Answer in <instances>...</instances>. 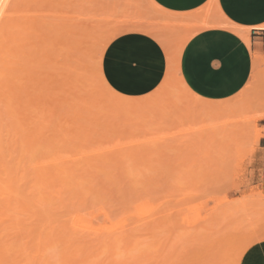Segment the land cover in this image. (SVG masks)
Returning a JSON list of instances; mask_svg holds the SVG:
<instances>
[{
	"label": "rangeland",
	"instance_id": "374dc122",
	"mask_svg": "<svg viewBox=\"0 0 264 264\" xmlns=\"http://www.w3.org/2000/svg\"><path fill=\"white\" fill-rule=\"evenodd\" d=\"M16 1L8 28L14 23V28L18 29L7 28V38L5 35L0 43V55L2 52L9 56L12 52H7V44H4L8 41L9 45L14 44L10 39L16 36L10 31L14 33L26 23L27 28L22 29L28 33L27 29L36 23L38 27H44L40 28V35L47 33L43 40L49 38L47 43L43 41L44 45L41 41L40 50L48 48L52 55L56 52L55 56L50 55L53 71L69 78L61 81L64 86L57 87L58 82L49 85L50 89L54 84L56 89L61 86L60 92L56 90L59 95L52 96L58 101L54 103L61 106L58 105L55 115L47 105L40 106L42 103L38 107L31 105L32 113L30 107L29 111L24 109L26 100L28 102L34 94L37 96L42 92L36 91L38 87L34 81L28 83L26 80L27 88L23 80H20L21 85L17 80L15 95L21 96L18 99L12 97L18 100L16 103L13 99L18 105L16 109L13 107L17 105L13 106L9 101L12 98H6V101L4 95H0V102L4 100L0 103V259L11 252L19 256L17 262L7 260L2 264H46L45 261L47 264H69L61 257L68 249L56 240L61 235L72 239L70 250L82 248L83 255H88L85 264H111L112 261L113 264H240L244 252L252 244L264 240V56L260 57V63L252 71L243 91L228 99L235 111L222 117L204 116L197 107L205 99L186 93L173 81L175 47L166 57L167 71L161 87L149 95L125 97L107 83L102 60L108 44L121 34L141 32L153 24L151 20L139 19V9L148 7L144 0H134V6L124 5L120 0H36V4L35 0ZM70 30L76 35L69 33ZM19 34L21 32L16 35ZM69 35L74 36L69 38ZM73 38L79 43L75 44ZM14 46L12 50L16 49ZM26 46L21 50L32 52V47L27 49ZM20 55L16 57H22ZM1 56L0 61H8L9 57ZM63 57H66L64 62ZM71 57L75 62L70 60ZM20 59H16L18 63L28 60ZM16 60L14 63L0 62V67L7 71V66L11 68L8 63L15 66ZM70 63L75 67L71 69L81 67L74 71L75 76L71 75L73 70L65 67ZM2 69L0 72H5ZM40 69L46 72L52 68L38 65L36 71L41 72ZM39 72L35 74L40 78L43 72ZM55 74V79L60 76ZM93 74H99V78L95 80ZM72 78H76V82ZM47 79L46 85L51 83L50 77ZM67 81L73 83L69 85ZM81 81H85L84 84ZM30 83L35 84L33 88L29 87ZM64 87L67 90H61ZM162 89H168L163 93L165 96L159 95ZM24 90L34 94L31 92L26 96L29 91L25 93ZM43 93L49 94L48 90ZM69 104L72 110L76 109L69 110ZM19 110L23 112L20 114ZM24 116L32 123L27 119V124L20 129L23 121L18 117L24 119ZM44 116L48 118H45L46 122ZM53 119L57 121L53 122ZM49 120L52 124L47 122ZM24 126H28L26 130ZM39 132H42V135L38 134L40 137L36 135ZM24 134L33 141L30 144L33 147L25 145ZM72 135L79 138L70 140ZM45 137L51 140L45 142ZM137 141L147 143L143 144L141 152L145 155L144 162L138 164L130 156L132 150H136L131 144ZM118 144L128 146L113 151ZM101 149L105 155L96 157L100 158L98 160L90 157L76 164L69 161L63 165L62 173L54 170V177H60L58 180L50 175L41 177L42 169L35 167V164L51 161L56 156H81L85 151ZM147 159L150 160L149 167ZM93 163L101 166L102 171L96 172L91 166ZM54 179L55 185L51 183ZM3 189L10 192L11 197L2 194ZM87 189L91 192L87 193ZM62 200H66L65 204ZM140 205H145L144 214L150 212V206L154 208L147 219L141 218L137 208ZM76 216L82 217L83 225L102 229L103 233L85 234L75 228L72 222ZM41 239L46 243L40 253L36 244ZM112 245L115 246L113 254V250H109Z\"/></svg>",
	"mask_w": 264,
	"mask_h": 264
},
{
	"label": "bare ground",
	"instance_id": "6f19581e",
	"mask_svg": "<svg viewBox=\"0 0 264 264\" xmlns=\"http://www.w3.org/2000/svg\"><path fill=\"white\" fill-rule=\"evenodd\" d=\"M31 1V0H30ZM33 1V0H32ZM42 0H40V2H41ZM133 1L134 0H120V3H122V4H124V5H132V6H134V4H133ZM145 1V3H146V5L148 6L147 8H143V9H139V14H140V18L139 19H148V20H151L152 22H153V24H151V25H149V26H146V28H144L143 29V31H141V33H144V34H146V36L148 35V36H150L151 38H153V39H155L156 41H157V43H159L160 45H161V47H162V49H163V51H164V53H165V55H166V57L169 55L168 54V52L173 48V47H175L176 48V51H175V58H174V65H173V81L174 82H176V84H178L186 93H188V94H191V95H194V96H196L186 85H185V83L183 82V80H182V78L179 76V68H180V66H179V63H180V57H181V54H182V51H183V49H184V47H185V45L188 43V41L193 37V36H195L197 33H199L200 31H203V30H206V29H212V28H225V29H228V30H231L232 32H234L235 34H237L242 40H244V42L248 45V47H251V41H250V36H249V33H250V28H245V27H242V26H239V25H237V24H234V23H232L230 20H228L227 19V17L224 15V13L220 10V8H219V6H218V4H217V0H211L207 5H205L204 7H202V8H200V9H198V10H195V11H193V12H189V13H174V12H169V11H167V10H164L163 8H161L160 6H158L153 0H144ZM14 2L16 3L17 1L16 0H0V43L2 42V40H3V37L6 35V33L5 32H7L6 30H8V29H13V30H16V29H18V28H14V27H16L15 25H14V23H12L13 24V26H11V28H8V23L10 22L9 20L12 18V13H14L13 11H14V9L15 8H13L14 7ZM33 2H35V4H36V0L35 1H33ZM38 3H39V1H37ZM40 4V3H39ZM42 4V3H41ZM141 5H142V3H141ZM40 6V5H39ZM132 6L130 7V8H132ZM37 7V6H36ZM141 7V6H140ZM30 9V8H29ZM37 9H39V8H37ZM36 9V11H38ZM133 9V8H132ZM32 10V9H31ZM30 10V11H31ZM33 11V10H32ZM35 11V10H34ZM28 12V11H27ZM41 12V11H40ZM35 15V14H34ZM38 15H39V13H38ZM35 17V16H34ZM32 20H33V18H31ZM42 20H43V18H41ZM34 21V23H35V20H33ZM32 21V22H33ZM25 22V21H24ZM23 22V23H24ZM21 23V22H20ZM22 23V24H23ZM29 23H30V21H29ZM38 23V22H37ZM45 23V22H44ZM21 24V25H22ZM26 24V23H25ZM24 24V25H25ZM31 24V23H30ZM36 24V23H35ZM33 25V27H31L32 28V30H31V28H28L27 30H28V33H26V31H25V29H22V28H24L25 26L23 25V26H21L20 27V25H18V27H20V29L19 30H17V31H14V33H13V31H10V32H12V34H14L13 36L15 37L14 39L11 37V39H10V43H13L14 42V44H12V45H9V41H8V43L6 42V43H4V44H7V45H5L6 46V51L8 52V51H12V52H10L11 54H13V58H10V55L8 56V54L7 53H4V54H7V56L5 55L4 56V54H2V52H1V55H3V58H8L9 57V59H7L8 61H6V60H4L3 62H2V60L0 61L1 62V64L2 63H4L5 61L6 62H10V61H12V63H14L13 61L14 60H19L20 58V60H22V59H25V58H28V60L26 61V62H24V60H22L21 61V63H18V61L16 60V62L19 64V65H17L16 64V62H15V66H14V64L12 65L11 63H8L10 66H11V68H8V66H7V71H6V68H4V70L0 67V69H2V71H5V72H0V76L3 78V81L4 82H2V85H1V81H0V93H2V94H0L1 95V97H2V95H4V97H5V100H6V98L9 100V98L11 99L13 96H15L16 98L19 96H21L20 94H18V96L17 95H15V93H16V90H15V88L17 87L16 85H17V80H19L18 82L20 83V84H18V85H21V83H22V81L20 82V80H23V83L25 82L26 83V80L28 81V83L31 81V83H32V81H34L33 83H36V85L35 84H32V85H35L36 87H38L37 89H36V91L37 90H40V92L42 93H38L37 94V96H35L36 94H34L33 93V91H29V90H26V91H29L28 93H26V91H25V93H26V96H28V95H30L31 94V92L34 94H32L33 95V97L31 98V96H30V101L28 100V102H27V100H26V102H25V104H23V102H22V104H23V106L25 107L24 109H26L27 108V110H28V107H30L31 105L33 106H35V107H38V105H40L41 103V105L40 106H42V105H47L48 106V110L53 114V115H55L56 114V112H57V108H58V105L56 104V103H54V101L55 102H58L57 100H53L54 98H55V96L52 98V96L55 94L56 96H57V94L59 95V93H57V91L59 90V88L61 87H59L58 89H56V86L58 87V85H61L62 84V86H64V84L61 82L62 80H64V81H66V79L67 78H69V77H64V74H62L61 72H58V71H53V65H54V63H53V58L51 59L50 58V55H52V52H51V50H49L48 51V48H47V50L46 51H44V48H42L41 50H40V48H39V45L41 46L42 44L44 45L45 43H43V41L45 40L46 41V43H47V40H49V38L48 39H45L44 38V40H43V36H45L47 33L46 32H44L45 33V35H40L41 33H42V30H40V28H41V26L40 27H38L39 25L38 24H36V25ZM41 24H42V22H41ZM17 25V24H16ZM28 25V24H27ZM29 26V25H28ZM43 26V25H42ZM10 27V26H9ZM13 27V28H12ZM8 28V29H7ZM25 28H27V26L25 27ZM37 28H39V29H37ZM44 28V27H43ZM43 28H41V29H43ZM45 28H46V26H45ZM263 28H264V26H263ZM34 29L36 30V31H34ZM60 29V28H59ZM58 29V30H59ZM31 30V31H30ZM17 32V33H16ZM21 32V34H19V35H16V34H18V33H20ZM32 32H33V34H32ZM39 32H41L40 34H39ZM16 33V34H15ZM23 33H25V35L27 36V38H26V36L23 34ZM50 33V32H49ZM69 33H72V34H74L73 33V30H70L69 31ZM11 34V35H12ZM29 35H31V36H29ZM32 35H33V38H32ZM74 35H76V34H74ZM73 35V36H74ZM22 36V37H21ZM34 36H36V37H34ZM73 36H71V37H73ZM144 36V35H143ZM19 37V38H18ZM47 37H49L48 35H47ZM70 37V35H69V38H71ZM6 38H7V35H6ZM20 38H23L22 40L20 39ZM36 38V39H35ZM141 38H143V37H141ZM17 39V40H16ZM51 39V38H50ZM152 39V40H153ZM20 40V41H19ZM31 40V41H30ZM37 40V41H36ZM73 40H74V38H73ZM76 40V39H75ZM74 40V41H75ZM80 40V39H79ZM12 41V42H11ZM18 41H19V44H18ZM22 41V42H21ZM41 41H42V44H41ZM73 41V42H74ZM27 42H29V43H27ZM66 42V41H65ZM72 42V43H73ZM76 42V43H75ZM74 43L75 44H77V43H79V42H77V41H75ZM146 42V41H145ZM144 42V43H145ZM147 42H148V40H147ZM146 42V43H147ZM18 45H17V44ZM25 43V44H24ZM38 43V44H37ZM40 43V44H39ZM62 43V42H61ZM73 43V44H74ZM28 44H29V46H28ZM37 44V45H36ZM63 44H64V42H63ZM73 44H71L70 43V45L72 46ZM149 44V43H148ZM148 44H147V46H148ZM15 45V46H14ZM27 45V46H26ZM42 45V46H43ZM56 45V44H55ZM58 45V44H57ZM144 45V44H143ZM150 45V44H149ZM13 46L16 48V49H19L18 51L19 52H17V50L16 49H14V50H12L11 48H13ZM20 46V47H19ZM25 46L27 47V49L28 48H30V47H32V49L30 50V51H32V52H30V53H26V52H29L28 50L26 51V52H24V50H21L22 48L23 49H26L25 48ZM36 46H38V49L40 50V51H42V53L37 49V47ZM65 46V45H64ZM146 46V45H145ZM55 46H53V49H55L54 48ZM58 47V46H57ZM63 47V46H62ZM69 47V46H68ZM75 47V46H74ZM10 48V49H9ZM36 48V49H35ZM72 48H73V46H72ZM145 48V47H144ZM152 48V47H151ZM157 48V47H156ZM1 49H4L5 50V48H1ZM52 49V50H53ZM71 50H73V49H71ZM17 53H16V52ZM22 51H23V54H22ZM56 51H59V49L57 50L56 49ZM146 51V50H145ZM149 51H153V50H149ZM149 51L147 50V53L149 54ZM21 52V53H20ZM54 52V51H53ZM68 51H66V53H67ZM15 53L17 54L16 56H19V54H21L20 56H22V57H16L15 56ZM51 53V54H50ZM63 53H65V52H63ZM72 53H74V51L72 52ZM77 53V52H76ZM76 53H74V54H76ZM146 52H145V55L147 54ZM151 53V52H150ZM155 53V52H154ZM55 54H57L56 52L54 53V55H52V57L53 56H55ZM69 54H71V52H69ZM74 54H73V56H74ZM153 54V53H152ZM0 55V58H2V56ZM156 55H157V53H156ZM155 55V56H156ZM16 58H15V57ZM68 56H70V55H68ZM72 56V55H71ZM77 57H79V55H76ZM148 57H150V54L149 55H147ZM146 56V57H147ZM151 56H153V55H151ZM253 56H254V60H253V71L255 70V68L257 67V65L260 63V57L262 56L261 54H258V53H256V52H254L253 53ZM75 57V56H74ZM147 57V58H148ZM154 57V56H153ZM56 58V57H55ZM64 58H66V57H63L62 58V60L64 59ZM42 59H45V60H42ZM68 59V58H67ZM81 59H83V58H81ZM150 59H152L151 57H150ZM149 59V60H150ZM65 60V59H64ZM64 60H63V62H64ZM71 61H73V59H72V57H71V59H70ZM58 61V60H57ZM56 61V62H57ZM70 61V62H71ZM77 62H79V60H76ZM152 61V60H151ZM23 62V63H22ZM60 62V61H59ZM62 62V61H61ZM60 62V63H61ZM73 62H75V61H73ZM77 62H76V64H77ZM58 63V62H57ZM56 63V64H57ZM65 63H67V62H65ZM65 63H63V65L62 64H59V66L60 65H62V66H64V64ZM0 64V66H2ZM36 64H37V66H36ZM53 64V65H52ZM69 64V63H68ZM76 64H74V65H76ZM152 64V63H151ZM17 65V66H16ZM36 66V68H35V66ZM38 65H40L41 67L43 66V65H50V67L52 68V69H50L53 73H51V71H42L41 69H44V67L43 68H41L40 69V71L41 72H43V74L44 73H46V74H42L41 72H39V73H41L42 74V77H43V80L42 79H40V78H42L41 77V75H40V78L39 77H37V75L35 74V73H37L38 74V72L36 71L37 70V68H38ZM72 65V63H70V65H65V67H68V68H72L73 66H71ZM13 66V67H12ZM58 68H59V66L58 65H56ZM76 66H79V65H76ZM152 66H155V65H153L152 64ZM49 67V66H48ZM80 67V66H79ZM79 67H77V69L76 70H80L79 69ZM150 67H151V65H150ZM149 67V69H150V72H152V70H151V68ZM55 68V67H54ZM63 68V67H62ZM73 68H75V67H73ZM81 68V67H80ZM153 68V67H152ZM156 68V67H155ZM148 68H147V70H149ZM154 69V68H153ZM60 70V69H59ZM73 70V71H72ZM76 70L75 69H71V71H72V76H75V74L73 75V73H74V71L76 72ZM154 70H156V69H154ZM153 70V71H154ZM1 71V70H0ZM36 71V72H35ZM64 71V70H63ZM68 71H69V69H68ZM15 72H19V74H15ZM48 72V73H47ZM65 72V71H64ZM77 72H79V71H77ZM97 72V71H96ZM55 73H57V76H59V74H60V76L59 77H57L56 79H55V77H56V74ZM68 73V72H67ZM9 74V75H8ZM22 74V75H21ZM35 74V75H34ZM69 74V73H68ZM47 76V78L48 77H50V79H51V83H49L48 85H46V83L45 82H47V81H49L47 78H44V76ZM49 75V76H48ZM53 75V76H52ZM55 75V76H54ZM61 75H62V77H61ZM94 75V74H93ZM45 76V77H46ZM65 76H66V74H65ZM70 76V75H69ZM76 76H79V75H76ZM0 77V78H1ZM35 77H37V78H35ZM61 77V79L60 80H58L59 78ZM82 77V76H81ZM2 78H1V80H2ZM80 78V77H79ZM99 78V74H95L94 75V79L96 80V79H98ZM25 79V80H24ZM37 79V82H35V80ZM39 79V80H38ZM47 79V80H46ZM53 79V80H52ZM75 80H76V78H74ZM74 79L72 78V80L74 81ZM82 79V78H81ZM70 80V79H69ZM59 81L61 82L60 84H59ZM80 80H77V82H79ZM101 81H102V79H101ZM57 83L58 82V84H56V86H55V84H54V86L50 89V87H51V85L53 84V83ZM68 82V81H67ZM74 82H76V81H74ZM83 82V84H84V82L85 81H81V83ZM100 82V81H99ZM99 82L97 83L98 85H99ZM16 83V84H15ZM31 83H30V85H29V87H31V88H33V86L31 85ZM38 83V84H37ZM71 83H73V82H68L67 84H71ZM27 84V83H26ZM26 84H22L23 86H26ZM51 84V85H50ZM96 84V85H97ZM49 85H50V87H49ZM98 85L96 86V87H98ZM102 85V84H101ZM100 85V86H101ZM16 86V87H15ZM34 86V87H35ZM47 86L49 87L48 89H45L44 90V88H47ZM77 86H80V89L79 90H81V84H79V85H77ZM92 86H95V85H92ZM82 87H83V85H82ZM161 87V86H160ZM5 88V90H3ZM26 88V87H25ZM27 88H28V84H27ZM4 91H2V90ZM21 90H22V88H20ZM62 89H65V87L64 88H61V90ZM70 89V88H69ZM96 89V88H95ZM48 90V92H49V94H45V93H43V91H47ZM54 90V91H53ZM57 90V91H56ZM65 90H67V88L65 89ZM72 90V89H71ZM2 91V92H1ZM23 91V92H24ZM35 91V90H34ZM69 91V90H68ZM159 91L160 90H158L157 91V93H159ZM166 91H168V89H162L161 91H160V93H159V95H163V93H165ZM243 91V90H242ZM58 92H60V91H58ZM17 93H18V90H17ZM30 93V94H29ZM62 93V92H61ZM70 93V92H69ZM72 93V92H71ZM70 93V94H71ZM170 93V92H169ZM24 94V93H23ZM28 94V95H27ZM63 94V93H62ZM62 94L60 95V96H62ZM44 96H46L45 97V100H43L44 99ZM163 96H165V95H163ZM22 97H25V96H23L22 95ZM22 97H21V99H22ZM35 97V98H34ZM48 97V98H47ZM57 98V97H56ZM161 98V97H160ZM164 98V97H163ZM167 98V97H166ZM3 99V98H2ZM14 98H12V100H9L10 101V103H13L14 102V100H13ZM18 99V98H17ZM16 99V100H17ZM162 99V98H161ZM1 100V99H0ZM15 100V102L17 103V101ZM2 101H4V100H2ZM1 101V102H2ZM7 101V100H6ZM203 101V103H201L198 107H197V111L201 114V115H204V116H210V117H222V116H227V114H230V113H233L235 110H234V105H233V103L232 102H230V100H226V101H221V102H216V101H207V100H202ZM0 102V103H1ZM45 102H47V103H45ZM60 102V101H59ZM61 102H63V101H61ZM18 103H20V105H21V102H18ZM14 105L13 106H16L17 104H15V103H13ZM52 104H54V105H52ZM56 104V105H55ZM111 104H113V103H111ZM8 105V104H7ZM27 105V106H26ZM37 105V106H36ZM52 106V108H55V109H52V110H50L49 108H51V106ZM62 105V104H61ZM70 106L68 107V109L69 110H72V108H71V104H69ZM78 105V104H77ZM89 105V104H88ZM114 105V104H113ZM56 106V107H55ZM60 106V105H59ZM68 106V105H67ZM9 107V106H8ZM11 107V108H10ZM9 108L10 109H13V108H18V105L16 106V107H13L12 108V106H10ZM22 107V106H21ZM46 107V106H45ZM61 107V106H60ZM62 107H64V106H62ZM75 107V106H74ZM73 107V108H74ZM88 107V106H87ZM116 107H118V106H116ZM23 108V107H22ZM42 108V107H41ZM44 108V107H43ZM65 108H66V106H65ZM89 108V107H88ZM111 108H112V105H111ZM119 108V107H118ZM117 108V109H118ZM20 109V108H19ZM29 109H31V107L29 108ZM46 109V110H47ZM64 108H62V110H63ZM67 109V108H66ZM67 109V110H68ZM76 108H74L73 110H75ZM113 109V108H112ZM20 110H22V109H20ZM19 110V111H20ZM27 110H25V112L27 111ZM37 110V109H36ZM72 110V111H73ZM79 110V109H78ZM87 110H89L90 111V109H87ZM10 111V110H9ZM16 111V110H15ZM29 111V110H28ZM32 111V109L30 110V112ZM39 111H41V110H39ZM12 112H14V110L12 111ZM21 112H23V111H20L19 113L21 114ZM45 112V111H44ZM10 113H11V111H10ZM16 113H17V111H16ZM32 113V112H31ZM40 113H43V112H40ZM70 113V112H69ZM118 113V112H117ZM12 114V113H11ZM28 114V113H27ZM34 115V114H33ZM27 116H24L23 118L24 119H22L21 117L19 118L18 117V120L20 121V119L23 121V122H21L20 124V129H21V126H23V125H25V124H27V119H28V117L26 118ZM62 117H64L63 115H62ZM26 118V119H25ZM45 116H44V119H43V121H45L46 122V120H45ZM57 118H58V120H62V118L60 119V116H57ZM80 118H82L81 116H80ZM38 119H40V118H38ZM42 119V118H41ZM46 119H48V118H46ZM86 119V118H85ZM54 120L55 119H53V122H54ZM17 121V120H16ZM28 121L30 122L31 120L30 119H28ZM50 121V120H49ZM49 121H47L48 123H51V121L49 122ZM55 121H57V119L55 120ZM28 122V125H30V123H32V122H30L29 123ZM44 123V122H43ZM52 124V123H51ZM50 124V126H52ZM98 124V123H97ZM53 125H54V123H53ZM56 125V124H55ZM39 126L41 127V125L39 124ZM57 126V125H56ZM56 126L54 127V130H55V128H56ZM25 128V130H26V128L28 127V126H24ZM23 128V127H22ZM36 128V130H37V127H35ZM47 129H48V127H46ZM51 128V127H50ZM49 128V129H50ZM31 129V128H30ZM39 129V128H38ZM42 129V128H41ZM48 129V130H49ZM35 130V129H34ZM51 130V129H50ZM73 130L74 129H72L71 131L73 132ZM33 131V130H32ZM31 131V132H32ZM29 132V131H28ZM34 132V131H33ZM26 133V132H25ZM30 133V132H29ZM29 133H27V135H29ZM53 133V132H52ZM71 133V132H70ZM34 134V133H33ZM38 134H41L42 135V132H39V133H37L36 135H38ZM68 134H69V132H68ZM72 134V133H71ZM70 134V135H71ZM74 134H76V133H74ZM77 135V134H76ZM76 135H72L71 137H72V139L71 138H69L70 140H73V139H76V138H79V136H76ZM80 135V134H79ZM24 136H25V134H24ZM30 136H32L31 134H30ZM39 137H40V135H38ZM26 137V136H25ZM37 137V136H36ZM38 137V138H39ZM166 137H168V136H163V138H165L166 139ZM30 138V137H29ZM29 138H27L26 137V143H25V145L27 144L28 145V147H30V146H32V145H30V144H32V142L33 141H31V140H28ZM68 138V137H67ZM162 138V139H163ZM36 138H34V141H36L35 140ZM43 139V138H42ZM159 139V138H158ZM157 139V140H158ZM49 140H51V139H47L46 137H45V142H47V141H49ZM68 140V139H67ZM93 139L91 138V141H92ZM43 141V142H44ZM155 141H156V139H155ZM44 142V143H45ZM72 142V141H71ZM77 142V141H76ZM138 142V141H137ZM133 143V144H131V147H136L135 149L136 150H132V152L130 153V156H132L133 157V159H134V161H137V164L138 163H142V162H144V159H145V155H142L141 154V152H142V146H143V144L144 143H146V142H138V143ZM148 142V141H147ZM147 144V143H146ZM73 145H76V144H73ZM121 145V144H120ZM119 144L117 145V146H115L112 150L113 151H117V150H120L122 147H123V149H124V147H126V146H128L127 144H125V145H121L120 146ZM34 146V145H33ZM32 146V147H33ZM32 149V148H31ZM31 149H29L30 151H31ZM110 149V150H111ZM147 149V148H146ZM27 150V152H30L28 149H26ZM106 150V149H105ZM126 150V149H125ZM124 151V150H123ZM107 152H109L108 150H107ZM111 153V151L109 152V154ZM123 153V152H122ZM149 153V152H148ZM102 154H104L105 155V153H104V150L103 149H101V150H97L96 152H87V151H85V152H83V153H81V156H79V155H77V156H79V157H77V156H74V155H68V156H56L55 158H53L51 161H46V162H42V163H37V164H35V167H39V168H41L42 170H41V172H40V175H41V177L42 176H46V177H48L49 175L50 176H52V177H54V174L55 173H62L63 171H64V169H65V164H67L66 162H73V163H78L80 160H85L86 158L88 159V158H90V157H93L95 160H98V159H100V158H97L96 159V157H99V156H101ZM114 154V153H113ZM98 155V156H97ZM120 156H122V157H124V156H126V155H124V154H120ZM142 156V157H141ZM144 156V157H143ZM123 159V158H122ZM143 160V161H142ZM115 161V160H114ZM147 161H149V162H147L146 163V165H148L147 167H149V165H150V160H148L147 159ZM81 162V161H80ZM100 162H104L103 160H101ZM116 163V162H115ZM62 166H61V165ZM136 164V163H135ZM136 164V165H137ZM58 165H60V166H58ZM64 165V166H63ZM53 166H57V168L55 169V168H53ZM72 166V165H71ZM74 166V165H73ZM92 168H94L95 169V171L96 172H101L102 171V169H101V166H99L97 163H93L92 165ZM48 167V168H47ZM122 167H123V169H125V165L123 166L122 165ZM151 167V166H150ZM31 168H33V167H31ZM49 168L52 170L51 172H48V171H50L49 170ZM53 168V169H52ZM73 168V167H72ZM14 169V168H13ZM48 170V171H47ZM56 172H55V171ZM13 171V170H12ZM46 174H45V173ZM55 172V173H54ZM124 172V171H123ZM54 173V174H53ZM71 173L73 174L74 172L73 171H71ZM125 173H126V170H125ZM49 176V177H50ZM22 177H23V175H22ZM55 179H57V178H60V177H54ZM41 179V178H40ZM43 179H44V177H43ZM43 179H41V180H43ZM53 180V182H51L52 184L54 183V185L56 184L55 182H56V180ZM63 179V178H62ZM58 180V179H57ZM62 182H64V180L62 181ZM71 190H73L72 189V187L70 186L69 187ZM2 190V189H1ZM88 190V192L87 193H89V192H91V189H87ZM86 191V190H85ZM2 194H5V195H8V196H10L11 197V193L10 192H7V190L5 191L4 189H3V191L1 192ZM61 198V197H60ZM64 201H66V200H62V203H64ZM65 204V203H64ZM145 205H140V206H138L137 208H138V210H139V212H140V215H141V218L142 217H144V219H147L152 213H153V211H154V208L152 207V206H150L149 208H148V211H150L148 214H144L143 213V207H144ZM149 206V205H148ZM37 207V206H36ZM143 219V218H142ZM73 226L75 227V228H77V229H79V230H81L82 232H84L85 234H86V232H95V233H103V231H102V229H97V230H95L93 227H91V226H87V225H83L82 224V217L81 216H76L75 218H74V220H73ZM70 235V234H69ZM65 237H63L62 235L59 237V238H57L56 240L57 241H61V242H63V245H65L64 246V249H68V250H66V251H64L63 253H62V255H61V257H62V259L65 261V262H67V263H69V264H85L86 262H87V260H88V255H83V253H84V251H83V249L82 248H74L73 250H70L69 248H71V246H72V239L71 238H67L68 236H66V235H64ZM45 241L44 240H40L37 244H36V247H37V251L38 252H42L43 251V245H45ZM114 245H112V246H110L109 247V250H113V252H112V254L113 253H115V251H114ZM8 258H10V259H8ZM17 259H19V256H15L14 255V252H11V253H9V255L7 256V257H4V258H1L0 259V264H2L4 261H7V260H16V262H17ZM34 259V262H36L37 260V258L35 257V258H33ZM15 262V261H14ZM112 262H114V261H112ZM111 262V264H113ZM45 263L47 264V261H45ZM97 264H99V263H97ZM101 264V263H100Z\"/></svg>",
	"mask_w": 264,
	"mask_h": 264
},
{
	"label": "crops",
	"instance_id": "0c3cea01",
	"mask_svg": "<svg viewBox=\"0 0 264 264\" xmlns=\"http://www.w3.org/2000/svg\"><path fill=\"white\" fill-rule=\"evenodd\" d=\"M153 1L169 12L189 13L211 0ZM217 4L232 23L250 28L251 47L225 28L200 31L188 41L180 57L179 76L196 96L210 101H224L239 94L252 75L253 53L264 56V0H217ZM152 39L141 32H127L108 44L102 71L109 86L118 94L142 98L161 85L167 71V60L161 45ZM147 50H153L149 51L152 59L147 56ZM131 57H135L133 66L139 65L134 74L128 73L125 67ZM242 262L264 264V240L252 244L244 252L240 264Z\"/></svg>",
	"mask_w": 264,
	"mask_h": 264
},
{
	"label": "snow or ice",
	"instance_id": "6c2138e0",
	"mask_svg": "<svg viewBox=\"0 0 264 264\" xmlns=\"http://www.w3.org/2000/svg\"><path fill=\"white\" fill-rule=\"evenodd\" d=\"M133 59H135V57L129 58L127 63H126V65H125L126 70L130 74H134V73H136L139 70V65L133 66V63H132ZM242 264H243V262H242Z\"/></svg>",
	"mask_w": 264,
	"mask_h": 264
}]
</instances>
